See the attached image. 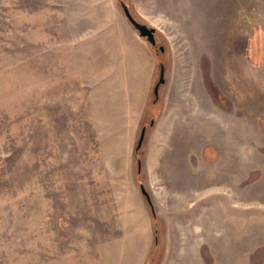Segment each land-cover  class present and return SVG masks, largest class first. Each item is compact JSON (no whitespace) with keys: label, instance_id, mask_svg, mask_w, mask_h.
Returning a JSON list of instances; mask_svg holds the SVG:
<instances>
[{"label":"rangeland","instance_id":"374dc122","mask_svg":"<svg viewBox=\"0 0 264 264\" xmlns=\"http://www.w3.org/2000/svg\"><path fill=\"white\" fill-rule=\"evenodd\" d=\"M0 264H264V0H0Z\"/></svg>","mask_w":264,"mask_h":264},{"label":"water","instance_id":"95a60500","mask_svg":"<svg viewBox=\"0 0 264 264\" xmlns=\"http://www.w3.org/2000/svg\"><path fill=\"white\" fill-rule=\"evenodd\" d=\"M122 7L124 9L125 15L127 16V18L129 19V21L133 24L134 28L138 30L139 34L142 37H146L148 39V41L152 44V45H156L157 44V39H156V31L157 28L153 27V26H149L146 23H142L139 20H137L134 15L132 14L129 6L122 1ZM162 50H164L162 48ZM165 65L164 63H161V71H160V78L159 81L156 83L155 88H154V93L156 95V97H159V90H160V86L165 83L166 81V77H165ZM153 123V122H152ZM145 135H146V127H143L140 139L138 141V145L136 147L137 150H139L144 142L145 139ZM139 166L141 167V162L139 164ZM142 191L143 193L146 195L149 204L152 206V209L154 211V207H153V202L151 200V196L148 193V191L146 190L145 186L142 185ZM155 212V211H154Z\"/></svg>","mask_w":264,"mask_h":264},{"label":"flooded vegetation","instance_id":"af4514ba","mask_svg":"<svg viewBox=\"0 0 264 264\" xmlns=\"http://www.w3.org/2000/svg\"><path fill=\"white\" fill-rule=\"evenodd\" d=\"M163 47H160V49L162 50ZM164 49V48H163Z\"/></svg>","mask_w":264,"mask_h":264}]
</instances>
